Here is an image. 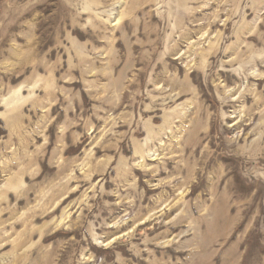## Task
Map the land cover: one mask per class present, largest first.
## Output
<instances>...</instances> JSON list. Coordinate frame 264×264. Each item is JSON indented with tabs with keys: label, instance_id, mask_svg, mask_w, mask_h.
I'll return each instance as SVG.
<instances>
[{
	"label": "rangeland",
	"instance_id": "rangeland-1",
	"mask_svg": "<svg viewBox=\"0 0 264 264\" xmlns=\"http://www.w3.org/2000/svg\"><path fill=\"white\" fill-rule=\"evenodd\" d=\"M0 264H264V0H0Z\"/></svg>",
	"mask_w": 264,
	"mask_h": 264
}]
</instances>
